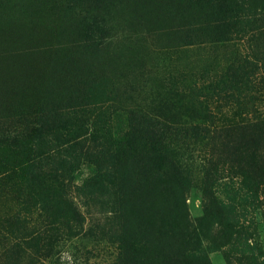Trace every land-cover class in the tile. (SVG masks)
Masks as SVG:
<instances>
[{
  "label": "trees",
  "instance_id": "1",
  "mask_svg": "<svg viewBox=\"0 0 264 264\" xmlns=\"http://www.w3.org/2000/svg\"><path fill=\"white\" fill-rule=\"evenodd\" d=\"M82 1L91 6L85 7ZM100 1L55 0L53 5L47 4L48 11L36 15L32 2L41 7V0H0V114L15 112L11 123L5 114L0 115V188L15 203L8 205L0 219L8 226L5 253L18 264H39L55 257L59 240L81 234V224L86 221L75 203V193L86 212L94 215L88 234L106 241L113 251L111 259L96 264H211L204 252L206 233L201 219L191 218L186 204V193L198 176L206 204L216 216L218 233L211 239L213 250H222L226 264H264V245L240 241L248 232L234 221L230 182L234 174L240 175L241 188L253 205L264 196V106L247 116L234 111L229 73L223 75L224 80L205 70L162 73L158 96L169 102L171 111L139 108L120 134L101 129V115L80 101L63 107L57 104L50 112L37 107L33 111L36 116L17 112L26 100L49 96L75 79L73 75L82 76L80 72L87 68L92 80L95 73L102 76L99 59L76 55L80 60L71 59L58 51L63 46L42 48L43 41L50 46L61 44L72 26L70 19L78 14L84 39L88 40L91 32L96 36L108 32L106 24L99 26L94 15L97 10L93 6ZM133 1L131 14L135 23L140 21L141 36H155L158 26L178 18V23L184 22L185 14L194 12L168 0ZM208 2L212 19L207 24L230 33L234 25L231 4L228 0ZM76 8L84 10L77 14ZM261 9L263 25L259 31L263 32L264 48V2ZM218 12L225 19L218 20ZM256 13L253 9L249 23L256 19ZM176 39L171 32L163 40L164 47L193 44L188 39L175 44ZM86 44L90 51L106 47L97 39ZM128 62L133 67L139 63L136 76L142 80L146 70L140 61L133 56ZM19 63L22 68L12 71ZM81 65L83 69L74 73ZM73 107L81 110L82 118H89L75 121L78 114ZM90 115L95 117L94 149L85 146L92 138V134L88 138L85 126L91 122ZM205 128L211 130L208 142L202 139ZM92 154L98 159L95 172L76 184L74 170ZM105 160L115 165L100 164ZM238 243V256H233L232 249Z\"/></svg>",
  "mask_w": 264,
  "mask_h": 264
},
{
  "label": "rangeland",
  "instance_id": "2",
  "mask_svg": "<svg viewBox=\"0 0 264 264\" xmlns=\"http://www.w3.org/2000/svg\"><path fill=\"white\" fill-rule=\"evenodd\" d=\"M41 1L43 3L41 7L40 3L32 2V6H34L33 12L36 15L41 13V10L42 13H44V9L48 11L47 4L49 3L50 6L55 2V0ZM168 1L175 6H186L190 7L191 10L193 8L194 12L192 10V13H186L184 22L178 23V18L172 24L162 25V27L158 26L160 30L155 36L146 33H142L143 36L138 35V30L142 28L140 21L135 23L131 14L133 0H101V4L97 3L93 6L97 10L94 15L98 19L99 26L102 27L105 23L109 29L103 35L96 36L93 32L89 33L91 36L88 40L84 39L85 32L81 22V15L78 14L80 9H84H74L78 14V18L74 16L70 19L72 26L69 27L67 38L56 46H50L47 41H43L42 48L51 49L52 47L63 46L58 51L64 53V55H70L71 59L77 60L76 56L99 59L102 61L101 68H104L102 76L100 77L99 74L96 75L95 73L96 78L92 80L87 68L85 71L80 72L83 77L73 75L75 79L55 88L49 96L26 100L18 107L17 112L23 111L20 113L36 116L33 111L37 107L45 108V111L50 112L57 104L63 107L68 103L80 101L84 106L92 110L95 109L96 113L101 115L103 118L101 129L104 128L103 130L111 131L112 135L120 134L132 123L136 110L139 108L149 111L157 108L162 109L163 112L171 111L172 106L169 102L161 101V96H158L162 88L158 78L164 72H171V70L175 71L177 69L216 72L222 80H224L223 75L229 73L232 86L229 89V93L232 95L230 100L233 102L234 111L247 116L253 113L252 110H256V108L261 110L264 106L262 89V86L264 87V48L263 32L259 31V27L263 25V18L260 16L263 15L261 4L264 0H228L233 8L232 15L234 16V25L230 28V33L228 34H225L221 27L214 28L207 24V21L212 19L208 12L209 0ZM213 1L219 4L223 0ZM79 2H76L75 5H78ZM84 3L85 7L89 8L91 6L88 2ZM29 9H31L30 5ZM253 9L257 11L255 14L256 19L249 23L247 21L250 19L249 17L254 16L250 14ZM179 14H181L180 11ZM217 14L218 20L225 19V15L222 12ZM171 32L172 36L178 38L176 39L178 41H174L176 42L175 44L186 39L192 41L193 44L175 49L164 47V41ZM224 38L230 39L224 41ZM95 39L101 41L106 47L90 51L86 42L90 43ZM204 39H215V41L200 42ZM251 44L254 47H251ZM124 56L127 58H124ZM133 56L140 61L146 70L144 73L145 77L142 80L136 76L139 71V63L133 67L128 62L131 61ZM18 65L22 66V63ZM19 66L16 68L17 70L21 69ZM69 66L71 67V65ZM228 67H230L229 72ZM82 69L81 65L74 73ZM115 70L118 72L117 74H114ZM73 108L78 114H75V121L82 119L85 122L87 117L89 118L87 115L82 118L80 116L81 110L76 107ZM214 110L216 109L214 108ZM14 113V111L3 113L8 123L12 122L11 116ZM90 117L91 122H88L85 126L88 138L91 134L92 138L85 141V146L93 148V136L95 133L92 132V126L95 117L92 115ZM210 133L211 130L208 128L203 130L202 139L204 142H208ZM97 160L93 154L84 157L79 163L80 166L74 170L73 180L76 184H79L84 178L95 172ZM100 164L110 167L115 165L114 162L112 163L109 160H105L103 163L100 162ZM6 165H9V163H6ZM230 182L234 201V221L239 224L238 227L241 226L242 231L248 232L245 237L240 238V241L260 242L264 245V193H261L263 196L262 200L253 205V201L249 200L248 192L241 188L240 175L234 174ZM73 196L75 203L79 207V213H83L86 218L83 226L81 224V227H83L82 233L78 236H66L60 239L58 242L59 251L55 257L42 259L39 264H96L111 259L113 251L106 244L107 242L97 239L96 236H91L87 232L93 222V213H91L92 216L89 215L82 200L76 197L75 193ZM14 204L10 200L9 195L0 188V219L8 205L12 207ZM186 204L191 218L201 219L203 230L206 233V237H203L204 252L210 263L226 264L222 250H213L212 248L211 239H214L218 233V227L214 224L216 216H214L211 206L206 204V198L201 190L198 176L194 177L192 187L186 193ZM43 218L42 216L41 219ZM71 223L74 224L73 221ZM7 230L8 226L0 223V264H18L11 254L5 253L7 241L4 237ZM97 232L99 233V231ZM98 233L97 235H99ZM247 236L248 238H246ZM238 249L239 243L232 249L233 256H238L236 254Z\"/></svg>",
  "mask_w": 264,
  "mask_h": 264
},
{
  "label": "bare ground",
  "instance_id": "3",
  "mask_svg": "<svg viewBox=\"0 0 264 264\" xmlns=\"http://www.w3.org/2000/svg\"><path fill=\"white\" fill-rule=\"evenodd\" d=\"M19 64H21V63H19ZM17 65H18V64H16V65L14 66V70H13V71L17 70L16 68L19 66V65H18V66H17ZM16 66H17V67H16ZM20 67L22 68V66H19V68H20ZM36 69H37V68H36ZM26 74H27V73H26ZM13 78H14V77H13ZM14 79H15V78H14ZM15 81H16V80H15Z\"/></svg>",
  "mask_w": 264,
  "mask_h": 264
}]
</instances>
